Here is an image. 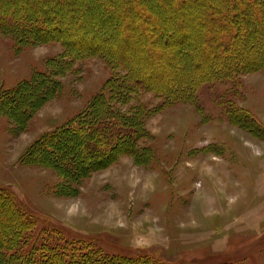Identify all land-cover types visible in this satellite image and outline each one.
Segmentation results:
<instances>
[{
	"label": "rangeland",
	"instance_id": "rangeland-1",
	"mask_svg": "<svg viewBox=\"0 0 264 264\" xmlns=\"http://www.w3.org/2000/svg\"><path fill=\"white\" fill-rule=\"evenodd\" d=\"M213 2L200 0L199 7ZM63 52L56 42L19 47L0 34V92L36 73L48 74L47 62ZM68 60L70 69L55 77L59 91L37 108L24 129L14 132L9 119L0 116V184L14 189L41 222L24 236V254L38 259L45 243L81 242L135 260L264 264V68L202 86L197 92L201 112L188 103L165 105L162 97L143 91L114 100L119 117L131 116L134 109H139L136 118L145 112L150 136L143 133L138 146L149 147L153 159L142 166L123 156L77 185L69 182L65 188L75 195L58 196L65 181L51 169L21 166L20 156L84 111L113 73L101 56ZM23 103L29 104L27 98ZM237 107L254 121L236 114ZM228 108L236 109V117L228 118ZM5 231L0 226V240Z\"/></svg>",
	"mask_w": 264,
	"mask_h": 264
},
{
	"label": "trees",
	"instance_id": "trees-1",
	"mask_svg": "<svg viewBox=\"0 0 264 264\" xmlns=\"http://www.w3.org/2000/svg\"><path fill=\"white\" fill-rule=\"evenodd\" d=\"M199 4L200 0H0V34L12 37L19 47L56 42L64 50L47 62L48 74L36 73L0 92V116L9 119L14 132L24 129L37 108L59 91L55 77L70 69L69 57L101 56L113 72L84 111L36 140L20 156V164L51 169L65 181L55 193L75 195L73 188H65L71 187L69 182L77 185L123 156L142 166L154 157L149 147L138 146L143 133L150 136L145 112L136 118L133 114L139 109H134L131 116L119 117L114 100L143 91L162 97L165 105L197 106L202 86L263 69L264 0ZM23 98L28 105L22 104ZM237 109L236 114L250 116ZM235 111L228 108V118L236 117ZM40 223L12 190L0 185V226L6 229L0 264H170L146 256L135 260L121 253L109 255L81 242L45 243L38 259H32L24 254V236ZM76 247L94 250L79 254Z\"/></svg>",
	"mask_w": 264,
	"mask_h": 264
},
{
	"label": "crops",
	"instance_id": "crops-1",
	"mask_svg": "<svg viewBox=\"0 0 264 264\" xmlns=\"http://www.w3.org/2000/svg\"><path fill=\"white\" fill-rule=\"evenodd\" d=\"M20 165H21V164H20ZM21 166H22V165H21ZM24 167H25V166H24ZM0 185H1V184H0ZM4 187H6V186L4 185ZM7 188H8V187H7ZM13 190H14V189H13ZM13 190H12V191H13ZM13 192L15 193V191H13Z\"/></svg>",
	"mask_w": 264,
	"mask_h": 264
}]
</instances>
